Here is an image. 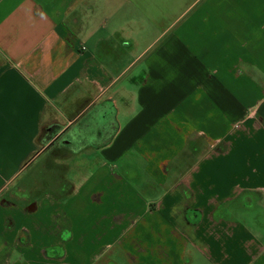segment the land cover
Segmentation results:
<instances>
[{"label":"crops","instance_id":"obj_1","mask_svg":"<svg viewBox=\"0 0 264 264\" xmlns=\"http://www.w3.org/2000/svg\"><path fill=\"white\" fill-rule=\"evenodd\" d=\"M170 7L0 0V264H264V0Z\"/></svg>","mask_w":264,"mask_h":264},{"label":"rangeland","instance_id":"obj_2","mask_svg":"<svg viewBox=\"0 0 264 264\" xmlns=\"http://www.w3.org/2000/svg\"><path fill=\"white\" fill-rule=\"evenodd\" d=\"M180 1L182 2V0H180ZM169 3L171 5V7H170L171 9H176L177 8V4H179V0L178 1L177 0H169ZM138 5L141 6V4H140L139 1H138ZM147 8L149 10L152 7L150 6V7H147ZM143 14H145V11H140V14H139V17H138L139 20H144L145 19V16L140 17V15H143ZM133 48H135L134 51H137L138 50V44H134L133 45ZM125 77H126V75L124 77H122L121 80H123ZM96 121H98V120L96 119ZM112 121H114V115L109 114L107 117H105V118L103 117L99 123L102 125V123L105 122V125L108 126L109 125V122H112ZM71 141H72V144L78 145V140L76 138H73L72 136H71ZM119 262L122 263V264H125V259L123 257H121V258H119Z\"/></svg>","mask_w":264,"mask_h":264},{"label":"trees","instance_id":"obj_3","mask_svg":"<svg viewBox=\"0 0 264 264\" xmlns=\"http://www.w3.org/2000/svg\"><path fill=\"white\" fill-rule=\"evenodd\" d=\"M53 127H54V126H51V127L49 128V129L51 130V135H50V134L47 135L48 139H50V138L52 137V135H53L52 133H54V131H53ZM71 145L73 146L74 144H71Z\"/></svg>","mask_w":264,"mask_h":264}]
</instances>
